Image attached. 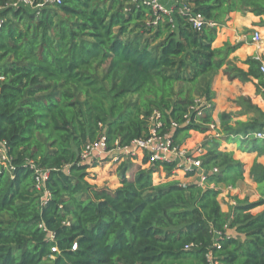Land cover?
Masks as SVG:
<instances>
[{"label":"trees","instance_id":"16d2710c","mask_svg":"<svg viewBox=\"0 0 264 264\" xmlns=\"http://www.w3.org/2000/svg\"><path fill=\"white\" fill-rule=\"evenodd\" d=\"M10 5L0 0V142L14 167L0 171V264H264V123L216 114L212 90L222 70L264 95V48L222 30L264 29V0H176L156 24L142 0ZM182 5L215 26L197 32ZM196 98L211 107L187 122ZM155 112L158 135L176 124L174 143L218 170L203 187L140 149L81 161L102 137L111 149L147 139ZM193 135L200 153L184 144ZM27 161L48 171L43 189ZM242 181L260 198L240 197Z\"/></svg>","mask_w":264,"mask_h":264},{"label":"built area","instance_id":"2783aa9c","mask_svg":"<svg viewBox=\"0 0 264 264\" xmlns=\"http://www.w3.org/2000/svg\"><path fill=\"white\" fill-rule=\"evenodd\" d=\"M132 3H135L137 0H130ZM173 4L171 10L166 9L162 6L161 0H142L143 4L150 8L152 15L154 17V24L157 21V15L159 12H162L168 16L172 15V10L176 5V0H170ZM60 3V0H17L15 3H12L10 6L12 8L25 7L31 11L44 8L47 4ZM180 13L187 14L189 17V22L192 25V28L197 32H201L204 27H213L214 23L207 21L202 15L198 13H193L190 8L182 5L179 9ZM4 23L3 18L0 17V29ZM252 42L257 44L261 40L259 32H254L252 34ZM256 61L260 62L258 57H255ZM260 72L264 75V65H260ZM210 103H208L204 98H196L193 105L189 108V114L186 117L187 122L190 120V116L195 114L200 116L202 111L210 109ZM162 127L160 122V116L158 113H153L149 118V137L143 140L134 141L129 147H118L109 148L108 144L104 137L99 140L88 143L82 153L81 161L91 162L94 160L108 159L112 162H116L120 156L128 157L134 156L138 149L145 151L150 162L155 161H166L174 162L179 168H182L184 171L194 172V177H198L199 181L196 182L199 186H204L206 176L209 173H217V169H213L209 172H206L202 168L201 160L191 158V155L185 151L181 150L178 145H176L172 138V132L177 128L176 124H172V129L169 133L158 135V130ZM213 129V126H210ZM255 138L259 140H264V131H259L255 133ZM200 152V151H199ZM25 167H29L35 173V183L37 189H43L45 181L48 177V171H42L38 169L32 161H27ZM14 170L13 165L11 164L10 158L7 155V150L5 142H0V171H5L9 174ZM185 185V184H184ZM44 197H47V194H44ZM39 228H43L42 225H39ZM76 248V245L73 246V249ZM218 264V263H211Z\"/></svg>","mask_w":264,"mask_h":264},{"label":"rangeland","instance_id":"374dc122","mask_svg":"<svg viewBox=\"0 0 264 264\" xmlns=\"http://www.w3.org/2000/svg\"><path fill=\"white\" fill-rule=\"evenodd\" d=\"M16 1L17 0H10V3L12 4ZM225 27H228V25L223 26V28ZM231 31H233V34L236 37L235 43L245 42L249 46H254L256 52L260 50V48H264V29H260L259 31L261 40L257 44H253L251 40L252 34L254 33L253 29L242 28L240 30H236L232 28L230 30V33ZM212 89L214 90L217 96L216 104L219 113L232 114L234 116H237L240 121H248L249 119H255L259 122L264 123V95L252 84L240 83L236 79L229 78L222 71L214 77L212 82ZM214 137H218V135L215 134ZM200 139V136L193 135L184 144L188 148H192L195 145V147L193 148V152L200 153L203 143V141H201ZM238 143H240V141H238ZM100 174L102 175L101 171H98L97 176L99 178H101ZM110 179L112 178H109V180ZM99 181L101 182V179H97V183L102 184ZM198 181L199 178L195 177L183 180L182 184ZM105 183L109 184L108 181L103 182V184ZM109 185H112V183H110ZM223 190L224 192L226 191V189ZM235 191L239 193L240 197L247 196L251 200H257L260 198V192L257 190L256 186L251 185L247 181L239 182L235 188ZM230 203L233 204L231 200ZM228 235L231 237H238V235L232 230L228 231Z\"/></svg>","mask_w":264,"mask_h":264},{"label":"crops","instance_id":"0c3cea01","mask_svg":"<svg viewBox=\"0 0 264 264\" xmlns=\"http://www.w3.org/2000/svg\"><path fill=\"white\" fill-rule=\"evenodd\" d=\"M161 4L166 8V9H170L171 10V8H172V6H173V4H172V2L170 1V0H161ZM234 29V27H231V26H229L228 25V27H225V28H222V30L223 31H225V32H230V30L231 29ZM237 30V29H236ZM231 34H232V39L234 40V42H236V37H235V35L233 34V31H231ZM245 43V42H244ZM246 44V43H245ZM254 44V43H253ZM246 45H248V44H246ZM251 47V49H254V51H255V47L254 46H250ZM260 50H261V48H260ZM255 53H257L256 51H255ZM247 54H249V51L248 50H246L245 48H242L241 50H239V51H237L236 53H235V55H237L240 59H243ZM222 72V70L220 71V73ZM213 90V89H212ZM214 91V90H213ZM216 101H217V96H216V93H215V96H214V100H213V102H214V110H215V113L216 114H219V112H218V110H217V104H216ZM238 141H240V139L239 140H236L235 142L236 143H238ZM228 148H230V147H232V148H236L237 147V144H232V146H227ZM236 156L239 158L240 156L238 155V154H236Z\"/></svg>","mask_w":264,"mask_h":264}]
</instances>
